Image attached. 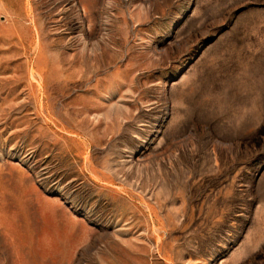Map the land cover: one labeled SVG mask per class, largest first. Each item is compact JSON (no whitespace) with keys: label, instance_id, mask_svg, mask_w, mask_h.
Wrapping results in <instances>:
<instances>
[{"label":"rangeland","instance_id":"rangeland-1","mask_svg":"<svg viewBox=\"0 0 264 264\" xmlns=\"http://www.w3.org/2000/svg\"><path fill=\"white\" fill-rule=\"evenodd\" d=\"M0 264H264V0H0Z\"/></svg>","mask_w":264,"mask_h":264}]
</instances>
